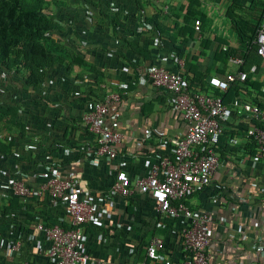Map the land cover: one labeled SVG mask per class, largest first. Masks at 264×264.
<instances>
[{
    "label": "crops",
    "instance_id": "0c3cea01",
    "mask_svg": "<svg viewBox=\"0 0 264 264\" xmlns=\"http://www.w3.org/2000/svg\"><path fill=\"white\" fill-rule=\"evenodd\" d=\"M26 1L50 20L47 35L60 50L51 51L54 59L37 87L25 83L23 72L0 67V264H53L44 253L48 240L35 224L67 227L63 202L36 194L17 198L8 184L15 178L35 189L51 175L72 179L80 198L92 204L81 225L85 264L142 259L155 264L145 257L153 236L163 240L160 252L181 264L180 229L186 220L156 213L147 194L123 197L110 189L117 171L132 179L170 157V139L185 132L173 95L152 86L146 76L154 63L184 80L192 77L186 63L198 67L204 80L246 73L247 83L225 97L228 114L213 142L218 166L208 185L186 203L208 218L211 264H264V156H254L244 136L249 119L233 111L242 101L264 105V62L246 63L242 54L231 55L243 58L242 69L229 63V56L212 58L216 49L239 46L227 7L237 3L251 8L237 12L257 14L259 6L252 7V0H192L201 26L194 37L183 39L176 30L184 25L189 0ZM111 92L118 99L107 102L102 125L120 132L113 158L96 153L93 136L80 120L90 102ZM14 243L18 247L11 249Z\"/></svg>",
    "mask_w": 264,
    "mask_h": 264
},
{
    "label": "built area",
    "instance_id": "2783aa9c",
    "mask_svg": "<svg viewBox=\"0 0 264 264\" xmlns=\"http://www.w3.org/2000/svg\"><path fill=\"white\" fill-rule=\"evenodd\" d=\"M193 27L196 31L199 29V19L194 20ZM252 42L255 44L256 55L264 62V18L260 20ZM227 61L237 67L243 64L240 56H229ZM146 76L152 86L173 95L171 104L184 121L185 132L180 138L170 139V157H161L145 175L132 179L124 171H117L110 189L123 197L131 196L135 191L147 194L156 213L170 217L181 216L187 222L180 229L181 264H211L206 251L208 218L205 213L190 208L186 199L208 185L218 166V153L213 142L222 132L220 120L228 114V107L221 94L230 83L242 82L246 73L237 70L225 72L223 77L210 75L207 88L192 90L186 88L179 72L171 71L161 64L149 65ZM110 99H118L117 93L111 92L100 100L90 102L80 120L93 136L96 153L113 158L116 155L114 145L119 142L121 135L117 130L102 125ZM233 111L249 119L244 136L252 143L254 156H264V105L242 101L235 105ZM8 184L11 195L17 198L36 194L63 202L70 218L67 227L60 224H35L48 240L44 253L53 264H85L88 255L80 248L81 225L89 218L93 207L89 200L80 198L73 180L51 175L35 189L15 178L10 179ZM162 244L161 237L153 236L145 246L146 259L155 264H173L160 252ZM17 247L18 243L10 245L11 249ZM19 264L28 263L23 261ZM133 264L149 263L142 259Z\"/></svg>",
    "mask_w": 264,
    "mask_h": 264
},
{
    "label": "trees",
    "instance_id": "16d2710c",
    "mask_svg": "<svg viewBox=\"0 0 264 264\" xmlns=\"http://www.w3.org/2000/svg\"><path fill=\"white\" fill-rule=\"evenodd\" d=\"M255 5L259 6L257 14L246 12L251 8L243 7L237 3H231L227 7L225 16L236 34L239 46L237 48L227 47L225 50L216 49L212 55L214 60H221L235 54H242L246 63H251L259 58L255 53V44L252 40L260 20L264 18V0H252V7ZM195 6L196 3L189 0L183 17L184 25L176 30V36L188 39L194 37L195 33L199 31L200 27L197 31L193 27L194 16L198 14L201 18L202 15L198 13ZM242 8L246 11L237 12ZM51 28L50 20L26 0H0V67L14 68L23 72L25 83L37 87L42 80L44 69L54 59L51 51L58 52L60 50L47 35V31ZM214 40L226 44L223 39L214 38ZM208 43L209 40L204 39L202 47L207 48ZM187 67L192 73V77L184 80L186 88L190 90L195 86L200 89L207 88V80L203 79L198 67L193 63H186V70ZM244 83H247L246 78L242 82L230 83L226 91L221 94L223 102L227 93L240 89ZM250 85L254 88L258 86L254 81ZM258 105L260 104L258 103Z\"/></svg>",
    "mask_w": 264,
    "mask_h": 264
}]
</instances>
